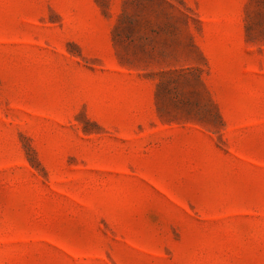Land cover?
I'll use <instances>...</instances> for the list:
<instances>
[{"label": "rangeland", "instance_id": "1", "mask_svg": "<svg viewBox=\"0 0 264 264\" xmlns=\"http://www.w3.org/2000/svg\"><path fill=\"white\" fill-rule=\"evenodd\" d=\"M0 264H264V0H0Z\"/></svg>", "mask_w": 264, "mask_h": 264}]
</instances>
